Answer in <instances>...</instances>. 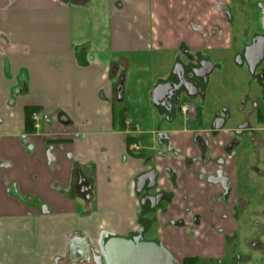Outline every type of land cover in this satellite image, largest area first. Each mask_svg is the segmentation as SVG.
I'll list each match as a JSON object with an SVG mask.
<instances>
[{
	"label": "crops",
	"instance_id": "obj_1",
	"mask_svg": "<svg viewBox=\"0 0 264 264\" xmlns=\"http://www.w3.org/2000/svg\"><path fill=\"white\" fill-rule=\"evenodd\" d=\"M228 2L0 0V264H105L101 235L129 238L143 223V241L163 246L175 264H233L238 203L224 191L233 192L236 158L223 145L194 143L196 115L151 111L139 124L114 97L131 56L170 57L169 72L183 52L226 48ZM26 107L48 114L32 133ZM218 169L225 186L207 181ZM149 171L167 195L158 210L136 192Z\"/></svg>",
	"mask_w": 264,
	"mask_h": 264
},
{
	"label": "flooded vegetation",
	"instance_id": "obj_2",
	"mask_svg": "<svg viewBox=\"0 0 264 264\" xmlns=\"http://www.w3.org/2000/svg\"><path fill=\"white\" fill-rule=\"evenodd\" d=\"M244 31L246 32L244 37L241 38L238 48L233 49L230 57L232 66L238 70L237 94H235L233 98L235 101L229 102L227 101V98L224 103H221L222 105L220 104L213 110L212 114L205 122L204 120H201L202 118L199 110L198 114L196 115L198 119L197 127L199 128L197 129V132L194 134L193 138L194 143L199 148H208L210 143L214 141V144L216 145H221V143H223L222 150L226 155L234 156L236 149H240L241 152H244L246 157L249 153L253 154L254 161H252V167L248 164L244 166L246 167L244 171L248 173H257V167L261 166L262 162L264 163V13L259 20L247 22ZM228 49H222V53L226 52ZM219 52L220 51L210 50H205L204 52L197 51L194 54L183 52L176 57V60L173 62L172 67L169 70V76L157 84H169L170 86L167 88L165 94L161 97L159 101L160 106L156 107L153 104L152 92L150 94V101L152 105L164 115L165 119H178L191 114L194 108L200 109L199 104L201 101L205 102L206 100L204 90L208 83L209 77L217 68L218 62L223 66H225V64L228 62L224 57L216 61L211 58L213 53L218 54ZM205 62L212 63L213 67L212 70L206 75H202V72L199 70L202 68V64ZM121 79L124 81V76L119 78L118 84ZM224 83L229 84L228 96L231 99L233 97V95L230 96V89H232V85L228 76ZM233 90L235 89L233 88ZM114 97L116 102L122 101V99L120 101L117 100L116 91ZM184 99H191L194 101L200 99V101H198L197 105L196 103L185 104L183 103ZM184 108L186 109L183 111ZM34 113L45 115L46 119L40 120L36 124L32 118ZM235 116L237 120L234 124V127H232L233 129L227 128V125L231 120H233ZM47 119L48 114L40 110L34 111L31 114L32 129H38L40 123L42 121H46ZM203 124L208 125L207 129L202 130ZM200 132H203V135L206 138L201 136L199 134ZM128 138L132 137L128 136L127 139ZM133 139L134 141L127 147L131 154L134 153V155H138L140 152V147L138 142L135 141V138ZM149 172H145L144 174ZM262 175L264 176V174ZM246 176V173H244L245 179ZM156 179L157 176L154 173V187L149 188L148 186L150 183L148 180H146L140 192H137L136 181V192L141 195L140 203L145 198L157 196L159 194L163 195L161 202L154 208H151V204L147 201L144 204L141 203L142 206L148 205L152 210H158L162 203L164 204L167 202V195L163 192L156 191ZM207 181L209 183H219L222 186H225L228 183V178L225 176L222 169H218L212 176L207 178ZM89 187V184L82 186H80V184L78 185L80 191L87 190ZM232 193L233 192L231 189L225 188L224 194H226L227 199L232 195ZM252 195H254V193H252ZM263 195L264 191L260 193V198L264 200ZM240 200L241 199L238 198L236 201L238 203L236 211L241 209V214H243V212H245L247 210L246 208L248 207H246ZM262 214L264 216V212H262ZM141 217L142 215H140V219L138 221L142 223L143 218ZM234 217L235 215H233V218ZM194 219V222H197L196 218ZM144 224L145 223L142 224L140 229L141 234H137L136 236H131L126 239L139 238L141 241H143L144 238L142 237V233L146 229Z\"/></svg>",
	"mask_w": 264,
	"mask_h": 264
},
{
	"label": "rangeland",
	"instance_id": "obj_3",
	"mask_svg": "<svg viewBox=\"0 0 264 264\" xmlns=\"http://www.w3.org/2000/svg\"><path fill=\"white\" fill-rule=\"evenodd\" d=\"M224 12L227 15L226 19L228 18L225 21L229 29L227 47L224 49H229L224 53H222V50L218 54L213 53L211 58L216 61L224 57L228 62L225 66L218 62L217 68L209 77L208 83L205 86V102L201 101L199 104L200 109L193 107L194 110L191 112V115L195 116L200 110L201 120H204V122L207 121L213 110L221 103H224L227 98L229 102L235 101L233 98L237 94L238 70L231 64V53L233 49L238 48L241 38L244 37L246 23L261 18L264 13V0H229L227 7L224 8ZM158 57H160V60L156 61L157 57L154 56H131L132 68L127 72L126 79L124 78L123 81V98L121 102L116 103L118 107H130L132 119L139 124L144 123L145 125V121H149V112L155 111L156 114H159V110L151 105L150 102L148 103V96L150 97L153 88L158 83L169 76L168 66L171 58H165V56ZM124 75L125 73L123 72L122 76ZM227 76L232 85L230 96L233 95V97L231 99L228 96L229 84L224 83ZM198 101L200 99L196 101L184 99L183 103H196L197 105ZM180 119H183V117H180ZM236 120L235 116L229 122L227 128L233 129L232 127H234ZM207 127V124H203L202 130L207 129ZM139 129L143 131L146 127L139 126ZM234 157L237 160V175L236 180L232 177V181H235V184L233 185L230 202H233L235 199L237 201L239 198L248 208H246L247 210L243 214H241V209L235 212L233 221L238 226V232L235 233V238L230 241V250L234 248L232 253L230 252V255L233 254V264H264V216L262 214L264 212V200L260 198V193L264 191V176L262 175L264 174V163L262 162L261 166L257 167V173H248L244 171L246 168L244 166L248 164L251 166L253 164V154L249 153L246 157L244 152L236 149L234 156H229V159L232 160ZM244 173L247 175L246 179L244 178ZM139 219L140 215L137 216V220ZM153 230L154 228L151 227L150 231L146 232L145 237H150L153 234Z\"/></svg>",
	"mask_w": 264,
	"mask_h": 264
},
{
	"label": "water",
	"instance_id": "obj_4",
	"mask_svg": "<svg viewBox=\"0 0 264 264\" xmlns=\"http://www.w3.org/2000/svg\"><path fill=\"white\" fill-rule=\"evenodd\" d=\"M213 64L205 62L199 70L202 75H206L212 70ZM204 69V70H203ZM169 84L157 85L152 90V102L158 107L159 101L165 94ZM123 80L121 79L115 91L117 100L122 99ZM149 181V188L154 187V172L140 176L137 180V192H140L145 184ZM163 195L148 197L141 201L144 204L146 201L151 204V208L156 207ZM99 252L105 264H175L171 254L161 245L151 241H141L139 238L126 239L116 237L111 233H103L99 240Z\"/></svg>",
	"mask_w": 264,
	"mask_h": 264
},
{
	"label": "trees",
	"instance_id": "obj_5",
	"mask_svg": "<svg viewBox=\"0 0 264 264\" xmlns=\"http://www.w3.org/2000/svg\"><path fill=\"white\" fill-rule=\"evenodd\" d=\"M34 111H38V108L37 107H26L24 109L25 130L27 131V133H32L33 132L31 114ZM122 122H124V121L122 120ZM133 141H134L133 138H128L126 140L127 146L130 143H132ZM154 243L158 244L157 242H154ZM181 264H201V262H200L199 258H197V257H188V258H184L182 260Z\"/></svg>",
	"mask_w": 264,
	"mask_h": 264
},
{
	"label": "built area",
	"instance_id": "obj_6",
	"mask_svg": "<svg viewBox=\"0 0 264 264\" xmlns=\"http://www.w3.org/2000/svg\"><path fill=\"white\" fill-rule=\"evenodd\" d=\"M186 108L183 109V111L185 110ZM33 121L37 124L38 121L40 120H45L46 119V116L45 115H42V114H39V113H34L33 114Z\"/></svg>",
	"mask_w": 264,
	"mask_h": 264
}]
</instances>
